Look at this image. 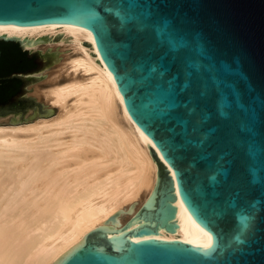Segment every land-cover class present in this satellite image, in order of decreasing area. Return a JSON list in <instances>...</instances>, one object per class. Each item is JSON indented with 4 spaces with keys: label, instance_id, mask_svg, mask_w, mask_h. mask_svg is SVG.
I'll return each instance as SVG.
<instances>
[{
    "label": "water",
    "instance_id": "95a60500",
    "mask_svg": "<svg viewBox=\"0 0 264 264\" xmlns=\"http://www.w3.org/2000/svg\"><path fill=\"white\" fill-rule=\"evenodd\" d=\"M52 24L92 33L158 166L131 219L89 231L52 264H264V0H0V41L26 50L51 37L3 32ZM50 49L26 50L37 66L4 77L22 85L0 115L51 111L28 93L61 59ZM178 197L206 240L154 237L176 232Z\"/></svg>",
    "mask_w": 264,
    "mask_h": 264
},
{
    "label": "bare ground",
    "instance_id": "6f19581e",
    "mask_svg": "<svg viewBox=\"0 0 264 264\" xmlns=\"http://www.w3.org/2000/svg\"><path fill=\"white\" fill-rule=\"evenodd\" d=\"M3 35H48L24 49L61 52L28 89L51 111L0 115V264H52L89 231L131 219L151 197L158 166L89 30L52 24ZM42 81L48 86L38 89ZM177 199L176 232L154 237L206 240L209 232Z\"/></svg>",
    "mask_w": 264,
    "mask_h": 264
},
{
    "label": "flooded vegetation",
    "instance_id": "af4514ba",
    "mask_svg": "<svg viewBox=\"0 0 264 264\" xmlns=\"http://www.w3.org/2000/svg\"><path fill=\"white\" fill-rule=\"evenodd\" d=\"M36 66V56L30 57L18 43L0 41V103L10 100L20 91L22 85L18 78L5 79V73L13 69L25 71Z\"/></svg>",
    "mask_w": 264,
    "mask_h": 264
},
{
    "label": "rangeland",
    "instance_id": "374dc122",
    "mask_svg": "<svg viewBox=\"0 0 264 264\" xmlns=\"http://www.w3.org/2000/svg\"><path fill=\"white\" fill-rule=\"evenodd\" d=\"M40 85H41V86H40ZM40 85H39V86L37 85V86L39 87L38 89H40V87L43 88V87H47V86H48L47 81H42V82L40 83ZM37 93H38V92H37V89H36V87H35V90L33 89V91H32L31 93H29V94H30V95H33V96H34V95L36 96ZM36 97H39V96H36ZM39 98H40V97H39ZM39 101H40V99H39ZM41 101H42V100H41ZM55 109H56L55 111L58 112V107H56ZM30 111H32V110H30Z\"/></svg>",
    "mask_w": 264,
    "mask_h": 264
},
{
    "label": "trees",
    "instance_id": "16d2710c",
    "mask_svg": "<svg viewBox=\"0 0 264 264\" xmlns=\"http://www.w3.org/2000/svg\"><path fill=\"white\" fill-rule=\"evenodd\" d=\"M18 71H21V70H14L13 69V71H7L6 73H5V76H8V75H10L11 73H13V72H18ZM15 80H18V79H15ZM19 81V80H18Z\"/></svg>",
    "mask_w": 264,
    "mask_h": 264
}]
</instances>
